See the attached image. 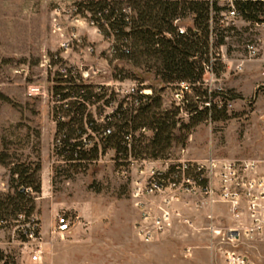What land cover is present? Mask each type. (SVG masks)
I'll use <instances>...</instances> for the list:
<instances>
[{
	"label": "rangeland",
	"instance_id": "obj_1",
	"mask_svg": "<svg viewBox=\"0 0 264 264\" xmlns=\"http://www.w3.org/2000/svg\"><path fill=\"white\" fill-rule=\"evenodd\" d=\"M88 1L98 0H0V93L4 96L0 98V158L8 157L6 165L0 163V193H11V186H16L12 181L16 176L11 177L9 172L14 164L31 168L40 164L36 175L41 192L30 194L34 206L31 213L38 219L44 241L41 262H30L31 245L20 243L12 234L15 225L24 222L16 223L12 217L0 222V251L6 257L5 264H223L222 252L228 245L212 233L211 227L227 226L225 207L175 203L190 224L174 221L158 241L146 243L135 228L140 211L132 191L138 164H133L129 176H123L120 171L124 167L115 161L111 149L85 170L68 169V163L56 161L53 156L56 123L50 112L52 70L48 66L52 54L63 56L85 83L107 89L109 104L100 100L91 108L90 114L98 124L111 114L110 106L113 109L122 103L128 107L130 99L126 97L131 89L149 95L163 88L165 109L182 107L185 99L196 101L193 91L184 95L178 84L164 87L143 66L124 59L112 60L106 52L110 44L96 29L83 20L71 19L72 6ZM73 24L82 44L63 50L60 45L69 39ZM228 24L235 30L214 50L213 56L219 60L214 73H205L204 84L196 85L201 90L219 91L221 96L214 101L225 107L228 117L199 123L183 145L172 142L166 152L168 159H264V25L251 26L239 19ZM189 26L190 19L177 23L184 30ZM247 42L258 48L254 59L248 58ZM86 46L92 47L90 53ZM30 84L39 85L42 94L28 97ZM198 106L203 104L198 102ZM178 118L188 121L185 111H180ZM142 134L146 138L151 135L147 131ZM142 200H147V195ZM60 213H67L76 222L62 237H52L48 232ZM18 214L27 216L25 212ZM236 249L255 263L264 261L263 243L248 242Z\"/></svg>",
	"mask_w": 264,
	"mask_h": 264
},
{
	"label": "trees",
	"instance_id": "obj_2",
	"mask_svg": "<svg viewBox=\"0 0 264 264\" xmlns=\"http://www.w3.org/2000/svg\"><path fill=\"white\" fill-rule=\"evenodd\" d=\"M220 0H128L125 3L117 0H98L74 4L77 11L84 15L87 12L103 38L109 37L104 28L106 22L113 34L110 58L124 59L134 66H143L147 72H152L162 85L187 84L188 91H193L196 101L182 103V107L165 109L162 107L161 92L153 90L151 94L137 93L130 97L128 107L120 103L115 111L105 117L103 124H98L87 112L85 103L94 104L100 100L108 105L110 100L107 89L101 87L100 92H94L93 86H86L78 76L68 79L55 75L53 94L58 101L67 100L64 105L57 106L52 114L56 122L55 136H62L61 148L68 161V169L85 170L87 166L97 161L98 156L111 149L115 153V161L120 166H128V158L164 159L166 152L175 144H184L193 128L199 123L210 120H225L228 116L223 105L214 99H219V91L201 90L196 85L204 84L205 69L219 61L213 56L215 49L224 44L235 27L225 24L222 12L233 7L236 19L249 25H264V0H228L230 3L220 5ZM129 8L131 13H125ZM190 19L191 26L182 34L178 32L177 22ZM223 21V22H222ZM116 79L117 76L115 75ZM120 78V77H119ZM0 98L4 96L0 93ZM213 99V100H212ZM222 100H219L221 102ZM198 102L203 106L199 108ZM180 111H185L188 121L178 118ZM98 116L100 113L97 114ZM60 117L65 120L61 121ZM85 125L95 134L86 135ZM109 129L110 133L103 135ZM113 129V130H112ZM142 131L150 132L147 138ZM178 132V136L175 132ZM139 132L138 136H134ZM93 141L91 148H84L82 141ZM99 144V146H98ZM0 163L5 164V159ZM40 164L34 168L31 165L14 164L9 168L13 182L12 192L0 193V222L8 218L15 219L20 212L28 216L33 210L31 192H41V181L37 172ZM0 251V264L5 261ZM4 264L6 263L3 262Z\"/></svg>",
	"mask_w": 264,
	"mask_h": 264
},
{
	"label": "built area",
	"instance_id": "obj_3",
	"mask_svg": "<svg viewBox=\"0 0 264 264\" xmlns=\"http://www.w3.org/2000/svg\"><path fill=\"white\" fill-rule=\"evenodd\" d=\"M69 12L72 16L71 19L87 22L101 35L94 20L90 19L87 12L82 15L77 11L75 5L72 6ZM124 12L131 13V10L125 8ZM222 15L226 25L236 19L233 7ZM175 23L178 22L175 21ZM103 25L109 32V37L103 39L110 44L106 52L108 56H111L113 53L111 49L113 34L106 22ZM76 30V25H71L68 34L69 39L62 41L60 45L63 50H69L82 44ZM183 31V28L178 27L180 34ZM101 36L103 37V35ZM245 48L249 59L258 56V48L255 43L247 42ZM85 50L90 53L92 47L86 46ZM48 66L52 70L50 74L52 86L49 90L50 112L52 115L57 106L64 105L66 107L67 103V100L58 101L53 94L52 88L55 85V75L59 74L62 78L68 79L70 76L79 77V73L72 64H68L65 58L58 54L51 55ZM205 73L212 74L211 66L205 69ZM82 79L81 77L80 80L84 85L90 86ZM101 87L103 86H93L94 92H100ZM187 90V84H180V93ZM136 93L137 90L131 89L128 91L126 98L130 99ZM138 93L147 95L142 90ZM178 93L176 92V94ZM26 94L28 97L39 96L42 94L41 88L39 85L30 84L27 86ZM99 104L100 102L85 103L87 112H91V108ZM111 107L109 109L112 114L116 107L113 109ZM60 120L64 121L65 118L60 117ZM85 129L86 135L89 134L94 137L96 143H99L95 138V134L91 132L87 125H85ZM108 133H110L109 129L103 135ZM86 135L83 136L82 141L84 148L88 149L93 146V141L87 142L85 140ZM61 138L62 136L53 138L51 152L56 161H63L67 164L68 161L64 158V155L58 153L61 148ZM127 161L128 166L120 171L123 176H129L133 164H138L134 182L136 186L132 191V196L136 200L135 206L140 211V221L136 223L135 228L137 236L142 241L146 243L158 241L164 233L170 230L174 221L190 224V220L184 219L181 212L174 207L175 203L184 206L193 204L195 207L200 204L212 207L217 204L225 205L228 209L230 222L222 228L211 227L212 233L221 236L222 242L228 245L222 252L223 264H264V261L261 263L251 261L246 254L240 253L236 249L240 244L248 242L264 244V159H227L209 156L198 160L177 158L134 160L128 158ZM23 190L31 192L30 188H24ZM146 195L147 200L143 201L142 199H145ZM208 219L212 220V215H208ZM14 221L16 223L24 222L15 225L12 234L16 236L20 243L31 245L28 260L33 263H40L44 252V241L39 232L38 219L32 213L25 218L23 214H17ZM75 222L76 219L67 213L56 214L48 234L52 237H62Z\"/></svg>",
	"mask_w": 264,
	"mask_h": 264
},
{
	"label": "crops",
	"instance_id": "obj_4",
	"mask_svg": "<svg viewBox=\"0 0 264 264\" xmlns=\"http://www.w3.org/2000/svg\"><path fill=\"white\" fill-rule=\"evenodd\" d=\"M216 205H214V207H215ZM220 206H222V207H225V209H226V215H227V221H228V223L230 222V219H229V214H228V209H227V207L225 206V205H220Z\"/></svg>",
	"mask_w": 264,
	"mask_h": 264
}]
</instances>
